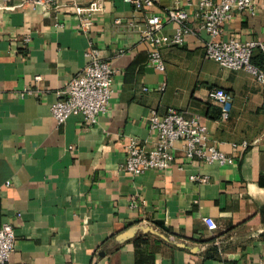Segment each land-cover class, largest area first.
<instances>
[{"label": "crops", "instance_id": "crops-1", "mask_svg": "<svg viewBox=\"0 0 264 264\" xmlns=\"http://www.w3.org/2000/svg\"><path fill=\"white\" fill-rule=\"evenodd\" d=\"M179 1L193 32L162 47L161 72L142 33L157 14L172 39L171 0L144 10L105 0L89 33L75 14L0 0V227L17 232L9 264H264V83L210 59L200 0ZM255 11L235 10L216 39L264 41V0ZM94 48L116 71L109 111L91 126L82 115L60 125L53 105ZM252 61L264 68L260 50ZM213 89L233 95L227 119ZM173 110L200 117L234 162L191 161L179 148L170 169L126 172L134 142L152 150L159 141L153 111ZM206 217L219 228L209 230Z\"/></svg>", "mask_w": 264, "mask_h": 264}, {"label": "built area", "instance_id": "built-area-1", "mask_svg": "<svg viewBox=\"0 0 264 264\" xmlns=\"http://www.w3.org/2000/svg\"><path fill=\"white\" fill-rule=\"evenodd\" d=\"M36 6H45L68 14H75L80 18L81 30L89 33L92 21L96 15L105 11V0H30ZM161 0H124L136 10L152 7ZM174 5L168 9L169 19L179 25L177 33L169 42H165L162 35L165 22L160 15L154 14L147 18L148 25L142 35L153 45L150 52V63L159 71L166 70V64L161 49L164 45H183L185 36L193 32L188 26L190 15L187 10L180 8L179 0H171ZM190 6L193 5L188 0ZM198 18L200 28L208 31L212 36L207 44V55L223 67L233 70L245 69L251 72L259 82L264 83V68L258 67L252 61L254 52L260 50L264 54V41H241L238 39L217 40L223 31L225 23L232 19L235 10L251 11L256 15V0H200ZM120 23L119 20L116 21ZM88 56L89 63L83 71L73 77L67 84L62 96L53 105L52 113L61 125L73 115H82L88 125L98 121L100 115L109 111V104L114 94L115 69L111 63L101 57L100 51L92 49ZM36 81H41L38 75ZM166 84L160 87L164 90ZM148 88H146L147 90ZM30 92V91H29ZM212 100L222 107L225 119L230 116L233 107V95L221 89L210 91ZM264 106V96H263ZM151 128L159 135L155 148L147 150L134 142L128 149L126 163L123 169L132 175H142L148 170H167L176 162L179 148L183 150L184 157L191 161L205 164L227 165L234 162L233 157L227 155L213 141L208 125L200 117H186L178 110L160 117L153 111ZM181 143V147L178 144ZM195 180L207 183L208 177H192ZM205 222L211 231L217 230L218 224L212 217H206ZM17 232L11 223L0 227V264H9L16 249Z\"/></svg>", "mask_w": 264, "mask_h": 264}, {"label": "water", "instance_id": "water-1", "mask_svg": "<svg viewBox=\"0 0 264 264\" xmlns=\"http://www.w3.org/2000/svg\"><path fill=\"white\" fill-rule=\"evenodd\" d=\"M135 233H134V231H128L127 233H125L124 234V236L123 237H130V236H133Z\"/></svg>", "mask_w": 264, "mask_h": 264}]
</instances>
